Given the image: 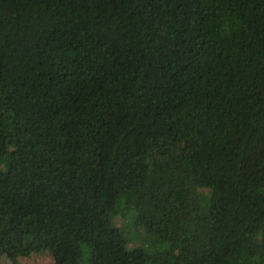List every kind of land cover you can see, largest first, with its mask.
<instances>
[{"label":"trees","instance_id":"1","mask_svg":"<svg viewBox=\"0 0 264 264\" xmlns=\"http://www.w3.org/2000/svg\"><path fill=\"white\" fill-rule=\"evenodd\" d=\"M43 253L264 264V0H0V258Z\"/></svg>","mask_w":264,"mask_h":264},{"label":"rangeland","instance_id":"2","mask_svg":"<svg viewBox=\"0 0 264 264\" xmlns=\"http://www.w3.org/2000/svg\"><path fill=\"white\" fill-rule=\"evenodd\" d=\"M116 220L117 219L112 222V226L119 228L129 238V245L131 247L137 249H150L149 243L143 238H141L139 234L137 236L130 235V232L124 226L125 223L121 221L116 222ZM0 264H53V261L48 254L43 253L39 255H33L27 259H19L16 262L9 261L7 258L2 257L0 258Z\"/></svg>","mask_w":264,"mask_h":264}]
</instances>
